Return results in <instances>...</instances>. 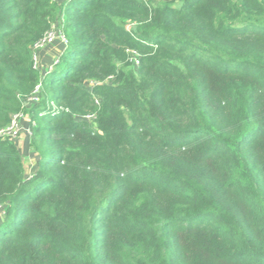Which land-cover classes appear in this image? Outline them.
<instances>
[{
    "label": "trees",
    "instance_id": "obj_1",
    "mask_svg": "<svg viewBox=\"0 0 264 264\" xmlns=\"http://www.w3.org/2000/svg\"><path fill=\"white\" fill-rule=\"evenodd\" d=\"M20 112L0 264H264V0H0V131Z\"/></svg>",
    "mask_w": 264,
    "mask_h": 264
},
{
    "label": "crops",
    "instance_id": "obj_2",
    "mask_svg": "<svg viewBox=\"0 0 264 264\" xmlns=\"http://www.w3.org/2000/svg\"><path fill=\"white\" fill-rule=\"evenodd\" d=\"M59 2H64L65 0H57ZM66 45L63 43H58L48 47L41 53V72L43 74L51 72L59 57L65 51ZM24 131L20 135L19 139L16 141V145L19 147L21 154L24 157L25 165V179L30 180L34 177L38 170L39 156L31 148V133H30V121L26 119L23 122ZM3 215L0 212V222Z\"/></svg>",
    "mask_w": 264,
    "mask_h": 264
},
{
    "label": "built area",
    "instance_id": "obj_3",
    "mask_svg": "<svg viewBox=\"0 0 264 264\" xmlns=\"http://www.w3.org/2000/svg\"><path fill=\"white\" fill-rule=\"evenodd\" d=\"M56 36L57 37L60 36L62 38V42L65 45H67V41L65 40L64 36L62 35V32L59 29V26L57 24H54L52 26L51 30L39 42H37L36 45L34 46L33 61H34V67L36 69L41 70V67L38 66V61L36 58L38 56L39 52L41 51L40 49L54 43ZM39 90H40V86L37 87V89L35 91L36 92L35 95L26 101L27 105L28 104H38L40 102V98L38 96ZM26 119H29V117L24 112H20V113L13 115L11 118V122H10L9 126L0 131V137L3 139H10V140L16 142L19 139L20 135L24 131L23 122ZM84 119L86 121H91L94 119V115L84 117ZM29 121H30V119H29ZM0 212L2 215H4L5 211H4L3 207H0Z\"/></svg>",
    "mask_w": 264,
    "mask_h": 264
},
{
    "label": "rangeland",
    "instance_id": "obj_4",
    "mask_svg": "<svg viewBox=\"0 0 264 264\" xmlns=\"http://www.w3.org/2000/svg\"><path fill=\"white\" fill-rule=\"evenodd\" d=\"M58 43H63L62 42V38L60 37V36H56V39H55V41H54V43H52L51 45H48V46H46V47H44V48H42V49H40L39 51V54H38V56L36 57L37 58V61H38V66H42V63H41V53L44 51V50H46L48 47H50V46H53V45H57ZM64 44V43H63ZM139 56H137V55H135V53H133V56H132V58L130 59V61H129V63H130V65L132 66V67H134V68H136V67H138V65H139ZM46 74V73H45ZM114 80V79H113ZM113 80H109V81H107V83L108 84H112L113 83ZM88 119V118H87ZM94 119H95V115H94ZM30 133H31V140H32V132H31V128H30Z\"/></svg>",
    "mask_w": 264,
    "mask_h": 264
}]
</instances>
